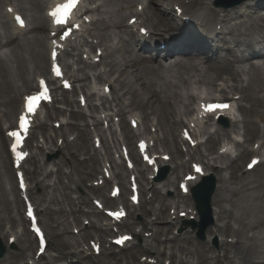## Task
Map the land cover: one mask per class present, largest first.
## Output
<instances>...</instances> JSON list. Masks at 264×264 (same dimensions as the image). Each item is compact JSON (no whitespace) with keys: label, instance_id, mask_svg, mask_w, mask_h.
Segmentation results:
<instances>
[{"label":"bare ground","instance_id":"1","mask_svg":"<svg viewBox=\"0 0 264 264\" xmlns=\"http://www.w3.org/2000/svg\"><path fill=\"white\" fill-rule=\"evenodd\" d=\"M13 1L18 4L19 12L29 13L32 35L30 37L17 36L23 30L16 25L15 21L11 26L9 21H6L0 31V52L7 51L3 55L0 54V109H2L0 110V234L6 242L7 239L9 242L11 238H14L16 242L20 243L18 254H9L8 258L0 264L24 263L28 259L26 252H32L34 247V240L29 235L27 236L24 232L21 235L15 233L18 222L25 228L26 219L21 215L23 195L21 190L18 192L13 187L14 200H10V195L5 189V178L8 177L7 180L11 181L12 165L15 162V159H12L10 149L7 148V144L10 137L12 141L13 135L11 133H15L23 112L20 101L24 103V96H29L38 90V80H35V76L52 79V73L50 72L52 62L48 54L55 51L49 43L51 32L49 20L43 15V10L48 5L49 0H0V6L6 2L11 4ZM172 1L171 6L165 4L161 8V0H103L104 7H111V11L108 13L109 19L97 20L94 35H98L100 40V46L96 47L95 55L98 51L104 49L106 55L103 57L102 63H106L109 68L106 74L109 73L110 77L107 76L104 87L109 85L114 87L119 82V92L124 93L123 96L118 97L120 109L116 117L121 119L130 148L133 147L132 140L140 135L128 128L124 112L126 108L134 107L144 112L142 119L147 126L154 123L152 117L158 120V127L163 134V140L159 141H162L166 150L164 155L170 156L171 154L174 157L172 160L182 159L181 154L185 143H183V139L176 137V132L182 125L185 129L192 131L194 141L197 143V138L200 135L209 136L204 146L207 148V152L213 151L215 146L222 140L230 139L233 133H237L238 125L243 126V135H239L244 138L246 145L237 146L236 149L239 154L235 158L224 154H217L214 158L213 154L208 156L198 155L199 149L193 151L191 160H197L195 163L204 166V169L202 175H198L194 182L188 184V193L198 187L199 182L212 169L211 171L218 180V187L212 199V207H215L216 223L218 222L220 225H216L214 227L215 231L210 230L209 233L212 234L214 231L222 238L221 254L213 258L212 264H264V161H261V155L264 156L262 151L264 149V0H245L229 9L208 7V4L204 3L205 0H189L190 3L197 4L191 9H186L184 8V5L187 4L186 1H181V3L179 0ZM144 3H147L146 12L140 14L136 8ZM177 8L183 10L181 15H178ZM98 9L97 11H99ZM197 9L196 13L199 15L191 13V11ZM94 12L95 10H90L89 13H85L84 17L89 18L91 13ZM129 15L130 18L126 25ZM135 17H137L138 30H150L153 35V42L150 37L147 38H150L149 41L151 42H146L142 37L134 34L135 28L129 25V22ZM184 18L188 21H184ZM175 20L177 23H175ZM92 22L95 21L92 20ZM12 29L17 30L18 33L15 34ZM102 31L105 32L102 33ZM173 31L176 34H170ZM166 34H169L170 37H166ZM172 35L176 36L171 38ZM115 41L122 44L121 50H119V47L107 45ZM70 43L71 40L66 42L67 49L63 52L64 56L69 54ZM162 44H165L163 50L160 48ZM71 50L73 49L71 48ZM153 53L154 55H152ZM78 63L82 68L77 70V75L71 72L72 68L69 64H65V72L73 83L84 84L80 87V90L82 95H85V84L91 78L85 70L94 65H88L82 59H79ZM78 74L83 76H78ZM116 74L120 76L113 80ZM98 78L102 80L105 76L100 75ZM216 79L223 82V86L230 91L232 97L226 103H237L239 105L242 120L237 122L233 121L232 118L224 117L222 120H228L230 127L224 129L220 125H216V129L211 133L197 125L192 104L200 101L205 103V106H209L212 103V101L205 102V99H213L212 93L213 88L217 85ZM203 88L208 92H205ZM93 98V95L88 96L90 102ZM63 100L68 104V107L73 106V103L65 97ZM125 101L129 103L126 105ZM245 102L248 105L247 107L242 104ZM147 110L152 111L151 116L148 115ZM63 113L62 110L54 109L49 116V121L54 117H62ZM184 116H189L187 121L183 120ZM70 117L74 120L84 118L83 113L79 114L74 110H71ZM259 123L263 124L262 128L259 127ZM6 126L8 128L4 130ZM62 127L64 128V126ZM47 128L48 126L41 124V130L46 131ZM66 129L81 133L79 125L67 124ZM66 129L60 132V137H64V143L58 151L65 155L66 150H68V157L73 160V164H79L78 153L80 150L72 151V147L78 148L79 144L73 146L69 143L65 138ZM257 139L262 142L260 148L254 146ZM46 141L47 145L49 141L50 144L54 143L51 137L46 138ZM43 150L41 147L39 152H43ZM192 150L188 149V153L190 154ZM131 153L135 157L133 149H131ZM249 158H251V161L260 159L259 168L261 170L258 173L256 171L259 168L254 169L251 173L242 171L239 162ZM30 159L34 164L32 170H26L21 165L20 173L22 174L21 171H24L26 175V179H24L26 197L28 196L30 201L42 208L41 211L36 209V216L43 222L48 233L47 249L50 248L51 251L55 252L59 260L66 258L67 261L70 257L81 256L79 249L82 244L77 242L79 238L86 242L91 237H97L98 243L96 244L102 247V255L106 256L109 251L105 249V240L109 230H104L98 223L93 222L89 230L82 229L77 236H70L72 223L68 222L67 228L65 224L68 221L66 214L74 216V219L79 221L78 218L80 215H84L83 212L79 210L75 213L72 209L75 202L66 193L61 202L64 205L66 204L69 210L63 208H60V211L59 209L54 210L52 206L60 201L54 197V187L51 183H46V179L51 182V176L54 172L48 173L45 171L47 174L46 179H40V176L44 175V173L42 174L43 165L38 162L35 156H31ZM216 161L222 166L216 165ZM189 163V161H180L173 170L175 175L179 176L182 171H189L186 176L190 175L193 169L191 171L188 169ZM76 164H74L75 167H77ZM81 165L84 166V170L78 176L80 183H82L85 176L94 177L98 175L102 168V163L97 156L91 157ZM44 166L47 165L44 164ZM85 166L89 170H86ZM113 171L115 177L120 176L114 169ZM62 173L63 170L60 166L57 168L56 176L58 177ZM136 173L141 194L145 197L144 182L148 183L146 171L136 168ZM133 175L135 176V173ZM57 179L60 184L59 177ZM27 181L32 182V185L38 188H42V193L39 196L34 195L35 187L27 186ZM74 183L77 188L81 186L78 182ZM106 183L109 182L106 181ZM103 188L105 189V185ZM66 189L69 190V188ZM88 190L95 195L103 193L101 188ZM159 192L158 189H153L152 194L155 201L149 198L151 200L150 204H160L159 214L155 221L144 222L143 232L148 230L151 224H168L165 217L166 211L169 210L167 203H173L177 199L178 202H174L176 205L175 211L181 208L180 204L182 203L185 207L191 206V209L186 208L188 213L192 210L189 217L194 215V204L191 203L193 202L192 199L190 200L191 192L187 195L189 199H179L178 192H176L171 200L166 196H162ZM104 202L105 204H112L115 201L104 200ZM87 204L86 198H82V205L87 206ZM139 209L146 217L157 213L156 209H147L144 202L141 201H139ZM14 210L18 212L19 219L13 216ZM91 215L100 219L101 223L105 220L104 218L101 219V213L93 211ZM181 222L184 221L178 220L177 223ZM75 229L78 228L74 226ZM171 230L172 226L158 228L155 234L149 235L150 237L147 236L144 249L133 251L135 248L131 246L126 249L130 252L129 255L124 254V257L116 254L113 256L107 255L108 257H103L102 260H97L94 263L93 254H88L86 258L83 257V259L78 260V264H118L122 261L124 264H147L137 256L154 253L163 244L175 248L177 252H181L183 255H189L190 260H194V262L179 261L178 264L210 262L207 255L212 250L207 245L192 246V249H181L179 248L181 246H179L178 237L174 239V246H172V241H169L170 239L166 242L161 241V233H168ZM71 233H74V231L71 230ZM228 237L236 238V242L234 244L229 243ZM39 250L40 248H37V253ZM37 255L34 257L37 258ZM172 256H175V254L172 253ZM57 262L55 259L46 264H57ZM154 264H162L159 256L156 257Z\"/></svg>","mask_w":264,"mask_h":264},{"label":"rangeland","instance_id":"2","mask_svg":"<svg viewBox=\"0 0 264 264\" xmlns=\"http://www.w3.org/2000/svg\"><path fill=\"white\" fill-rule=\"evenodd\" d=\"M92 2L93 1H90L89 4H91ZM161 2H162V4L160 5L161 8L164 7L165 4L170 5L169 1L161 0ZM98 3L100 5L102 4L103 6L99 10V12H97V15L95 18L108 20L109 19L108 13L111 11V7H104L103 0L99 1ZM206 3L212 6L210 1H207ZM8 4L6 2L2 6H0V31H1V28L4 25V23L8 20L5 17V10H6L7 6L9 7ZM11 4H12V6H15V5L18 6V4L14 1ZM157 7H158V5H157ZM45 13H46V10H45L44 14ZM25 14L28 17L29 23L31 25L29 13L25 12ZM96 25L97 24H95L94 27H91L89 34L86 33V29H85V32L83 33L84 39L81 42V45L79 48L80 51H79V53H77L78 55L76 57V62H77L76 67L82 68V66L79 65V63L77 61L79 59H82L83 62L85 61V63H87L88 65L91 64L92 62L94 63L95 53H94V50L89 45L88 41H91L93 38H97L96 36H98V35L94 36V34L96 33V31H95ZM30 29H31V27L28 26L27 30H30ZM104 32L105 31H102V33H104ZM31 33H32V31H31ZM105 34H108V33H105ZM112 44L114 45V47H117V48L119 47V50H121L122 44H119L118 41H115L114 43L113 42L109 43V45H112ZM90 49L92 51L91 53L88 52ZM84 50L87 51L86 54H85ZM5 52H7V51L3 50L0 52V54L3 55ZM83 54H85L84 55L85 57H82ZM85 58H86V60H85ZM71 63H73V61H71ZM105 70L109 71V68L107 67L106 63H104V62L101 63L100 65H94L91 68H86L85 71H87L91 77L90 80L85 84L86 85V91L91 93V92H94V90H91V89L95 88L96 89L95 91H97L98 96L96 98L94 97L91 100V102H88L86 104L85 108H80L81 104L79 103V95L82 92L80 90H78L77 93H75V94H73V93L67 94V97H68L67 100L69 102L75 103V105H73V107L67 108L66 106L63 105L62 102H60L59 104L49 106V107H52L53 109H56V110L64 109V110H62V111H64L63 117H59V118L54 117V119L51 118V121H48L46 113L44 112L42 114L40 123H44V124L46 123L47 124L49 129L46 131L45 135L47 138H49V136L52 137L53 138L52 140L54 141V143L52 142L50 144V141H49L47 146H45L46 143L43 145V143H44L43 136H45V135H42L43 133L41 134V131L38 129H36L35 132L33 133L31 142L29 143V150H31L32 154L37 155L38 162H41L43 165L42 167L44 168L42 170V174L44 173V175H41L43 177L40 176V179H46L47 174L45 173V171H47L48 173L54 172L51 176V182H49V179H46V183H51V185L54 187V197L57 198L58 201H60V202L53 205L52 208L54 210L59 209V211H60V208H63L65 210L68 209L67 205L62 204V202H61L62 197H64V195L66 193L67 195L71 196L75 202L74 206L72 207V209L75 211V213H76V211L81 210V212H83V214H84V215L79 216V218H78L79 221H76L74 219V216L66 214V218L68 219V221L65 222V224H66L67 228H68L67 223L68 222L72 223L71 229H70V234H69L70 236H74V234L71 233V230H73L72 229L73 225L78 227L77 231L79 232L83 228H86L89 230L90 229V223H92V222L97 223V218H94L91 215L92 211L95 209L92 205V200H96V198L99 196L109 198V196L111 194V186L110 185L108 187H106L104 194L101 193V195L100 194H98V195L91 194V192L88 190L91 188L90 185H94V183H98V180L103 177V175H102L103 173L101 174V169H100V173H99L101 175H98L97 177L85 176V178L82 179V183H80L78 181V176H80V174L84 170V166L81 165V163L84 164L91 157L97 156L99 161L101 163H103V168L107 167L106 160L108 158H110L111 160L113 159L116 166H118V167L124 166L121 162L117 161V158H118V154L120 153V150H121L120 147L123 145L129 144L128 141L126 140L123 127L119 126V122H116L119 118H116L115 119L116 124L115 125L113 124L116 112L120 109V106H118V105H120L118 97L123 96L124 93L119 92L120 87H119V82H117L116 85L114 86L113 90L111 89L110 94H108V95L103 94L104 93V92H102L103 86H104L103 85V79L100 80L98 77L100 75H102V73ZM111 75H112V73H111ZM78 76H83V75L79 74ZM95 76L97 77V80H96ZM119 76H120L119 74H116L114 79L118 78ZM108 77H110L109 73H108ZM216 84H217L216 87L213 88V93L215 95H218L219 91H217V90H220L223 87V85H222L223 83L221 81H219L218 79H216ZM80 85L82 86L84 84H80ZM76 86L79 88L78 84ZM230 86H232V84H230ZM233 86H235V85H233ZM62 94L65 96L64 93H62ZM223 96L225 98H227L229 96V93L226 92L223 94ZM58 98L61 101L63 100L61 95H58ZM125 102H126V105H127V103H129L127 101H125ZM245 104H247V103L245 102L244 105ZM88 106H91V108L90 107L88 108ZM193 107H196V105L194 104ZM122 108H123V106H122ZM71 110L77 111L79 114L84 113L85 114V116L83 115L84 118L83 119H76V120L72 119L70 117V111ZM147 111H148V115L151 116L152 111H149V110H147ZM124 113L127 117H129L131 115V113H134L135 115L140 114L142 117V114L144 112L139 111V110L135 109L134 107H131V108H126ZM103 116H109L106 123H110L111 128L108 129L107 131H106L107 126H104L103 122L102 123L100 122L99 126H96V123H97L96 120H99ZM110 116H114V117H112V120H111ZM240 116L242 118V114H240ZM155 121H154L155 125L150 123L148 126L146 124H144V121L143 122L141 121L142 122V129H141L142 136L149 137V135H152L153 137H155L157 139L160 138V140H163L162 131H160V129L157 127V123H158L157 121L158 120H155ZM62 124L65 126L67 124L79 125V127L81 128L80 129L81 133H79L78 131H75V130L66 129V127L63 128V127H61ZM259 127L262 128L263 124L259 123ZM150 128H151V132H149ZM183 128H184L183 126L178 128V130H177L178 132H176V137H177V135H178V137L181 136V132H182ZM4 129H6V127ZM62 129L67 130V131H65L66 132L65 138L69 141L70 144H72L73 146L79 144L78 148L72 147V149H73L72 151H74V152H76L77 149L80 150V152L78 153L79 164L74 163V164H76L77 167L74 166L73 160L70 157H68V150H66L65 155H62L61 152L58 151L59 148L57 146H62L63 142H64V137H63V139H60V137H59V132ZM98 129L100 130L99 132H97ZM224 129H226V128H224ZM242 129H243V126L241 124L238 125V130H237V133L235 135H239V134L243 135ZM208 130L213 132L215 129L213 128V129H208ZM82 134H83V136H82ZM98 135H100L103 138V140H101V147L99 148V150H97L95 148V138ZM80 138H81V140L79 141ZM235 139H236V137H235ZM223 141H225V140H223ZM255 142H258V140H256ZM136 145H137V138L134 139L133 149H136ZM37 146H40V147L45 146V149L43 150V152H41V154L37 153V150H35L34 147H37ZM127 146L130 149V145H127ZM218 147L219 146H216L214 148V150L210 151V152H207V148L201 147V148H199L200 150L197 152V154L198 155H204V156H208V155L213 154L215 156V153H217V151H218ZM51 150L53 151L52 153H51ZM162 150L165 151L162 141L156 142V147H155L154 151L162 153ZM177 160H179V159H176L173 162H167L166 163V165L170 168L171 175L168 177L167 181L159 183L158 187H156L160 191L159 193L162 196H166L169 200H171L175 196L176 192H179V182L181 181L182 177L186 174L185 173L186 171L185 172L182 171L183 173L180 172L179 176H176L175 173L173 172L172 169H173V167L174 168L176 167L175 162H177ZM184 160H186V157H184ZM248 160L249 159H246L245 161L239 162V165L242 166V169L244 168V166L248 162ZM179 161H181V158ZM44 164H46L47 166H44ZM105 164H106V166H105ZM33 166H34V164L32 162V164L31 163L26 164L25 168H26V170L27 169L32 170ZM60 166L62 167L63 173L58 176L59 180L61 182L59 184L58 179H57L58 177L56 176V173H57V168H59ZM190 167H191V165H190ZM122 168H123V171H125V168L124 167H122ZM85 169L89 170V168L87 166H85ZM260 170H261V168H259L256 172L258 173V171H260ZM102 172H103V170H102ZM121 174H122V177L120 178V180H121L122 184L124 186H126L127 190L125 192H127L128 194L125 196L124 202H122L121 200L118 201V205H120L121 203L123 205H126L129 203L128 198L131 194L130 190H129V176H128V179L125 178L126 171H125V173H123L121 171ZM149 174H151V172L147 171L146 176L148 177ZM7 179H8V177L5 178V182H4L5 189L7 190V192L10 195L9 199L14 200V196L12 193L13 187L15 190L18 191V185H17V179L15 176V172L11 173V181H9ZM74 182H78L79 184H81V186L79 188H77V186ZM114 182H118V181L115 180ZM127 182H128V186L126 185ZM168 182H169V184H168ZM213 183L215 184L216 189H217L218 180L216 179L215 174H213ZM30 184H31V187H35L34 195L39 196L43 191L42 188H40V187L38 188L35 185H32V182H29V186H30ZM66 188H69V190H67ZM148 190H150L149 186H148ZM82 198H86L87 203H88L87 206L82 205ZM146 198L149 199V191L147 192ZM176 201H178V200H176ZM171 204H172L171 202L167 203L168 207H170L171 214H176V216H177L179 211L185 210L183 208L184 206H181L182 209H179L175 213V210H172ZM145 206L147 207V209H151V208L156 209L157 213L153 212L154 214H151L150 217H146L143 215V212L140 211V209H135L134 211H131V213H132L131 218H129L127 221L125 220L123 222L124 224H127V225H125V227L127 226L128 229L124 228L125 230H121L122 232H125V231L129 232V233L133 232L134 234L140 233V232H142V229H143L142 226H143L144 222L149 221V220L150 221L156 220V218L159 214L158 210L160 209V204L159 203H154L153 205L152 204L151 205L145 204ZM113 207H117V206H112V208ZM107 208H111V207H107ZM37 209L40 211L42 210V208H39L38 206H37ZM214 210H215V207L213 206V225L207 230L205 241H201L198 239V237H197L198 230L193 231V229L190 225L183 224L182 222L178 224L177 223L178 221L177 222L174 221L173 224L161 223V224H157V225L156 224L150 225L148 230L142 232L140 234V237H138L137 239H135L133 241V244L131 246H134V245L136 246L133 251H136L137 249H144L145 248L144 242L147 241V236L152 235L153 233L155 234L156 231L158 230V228L162 229V228H167L168 226H172V230L169 231L168 233L167 232L161 233V235H160L161 241L166 242L168 239H170L169 241H172V243H173L172 246H174L175 245L174 239L176 237H178L179 238V246H181V247H179V246L178 247L181 249H188V248L192 249L193 247H198L199 245H207V247L212 250L211 253H209L207 255L208 259H210V262L209 263L195 262V263L196 264H212L213 258L216 255L221 254V249H220L221 238L218 237L216 234L209 233L210 230L215 231L214 227L216 225L217 226L220 225V223H218V222L216 223V217L214 215ZM97 211H99V210H97ZM170 212H167L168 216H169ZM18 215H19L18 212L16 210H14L13 216L15 218L19 219ZM21 215L22 216L25 215V207H24L23 202H21ZM76 217H78V216H76ZM179 217L181 220L187 218V216L185 218H181L180 215H179ZM198 221H199V218H198ZM133 223H135V224H133ZM116 227L120 228V226H116ZM28 229H29V225H26L25 230L28 231ZM115 230L117 231V228L114 229L112 233H114ZM23 231H24L23 226L21 225L20 222H18L17 226H16V233H22ZM144 234H145V236H144ZM115 236H116V234H113V235L109 234L107 236L110 244H111V239ZM0 238H1V234H0ZM91 238H93V237H91ZM227 240L229 241V243H232V242L236 241V238L228 237ZM186 241H189V242H186ZM2 242H3L2 244L7 246L8 243L6 241H4L2 239ZM77 242H79V240H77ZM95 242L96 241H90V242L87 241L85 243V247H87L91 253L93 252L92 251V244H94ZM36 248H37V246H36V242H35L32 252H26V257L29 256V258H30V259L28 258L27 262L29 261V262L33 263L31 258L35 255ZM105 249H107L109 251V253H107V255H111V256L116 254L118 256L124 257V254L129 255V253H130L128 251L109 248V244H106ZM19 251H20V243L18 244V246L16 244L8 246L7 247V253L2 259H0V262H4L5 259L8 258L9 254H12V253L18 254ZM213 251H214V253H213ZM172 253H174L175 256H172ZM158 254L160 255L159 257L161 259L162 264H172V263L174 264V262H175V264H178L179 261H181V262H189V261L194 262V260H190L189 255H183V253L177 252V250L175 248H171L170 246H168L166 244L159 246L158 249L155 250V252L151 253L150 255L140 254L137 257L140 259L142 258L143 261L146 260L145 262L148 261V263H149V261H150L151 263H153ZM96 256H99V255H96ZM102 258H103V256H99V258H95L93 262L96 263L97 260H101ZM151 258H153V259H151ZM47 259L49 260L50 257L48 256ZM77 260H78V258H74L71 261L70 260H67V261L66 260H60V261L58 260L57 264H76L78 262ZM127 260L131 261L129 258H127ZM48 262L49 261L42 260L41 264H46ZM24 263H18V264H24ZM118 264H123V261L118 263Z\"/></svg>","mask_w":264,"mask_h":264},{"label":"water","instance_id":"3","mask_svg":"<svg viewBox=\"0 0 264 264\" xmlns=\"http://www.w3.org/2000/svg\"><path fill=\"white\" fill-rule=\"evenodd\" d=\"M212 195H213V185H211L210 187L207 188L205 195H203V196L196 195L195 196V200L197 202V208H198L201 216L203 217V219H206L210 216L209 205H210V200H211ZM207 227H208V224L205 225L204 230ZM203 233L204 232H202V236H200L201 238H204ZM0 256H1V254H0Z\"/></svg>","mask_w":264,"mask_h":264}]
</instances>
